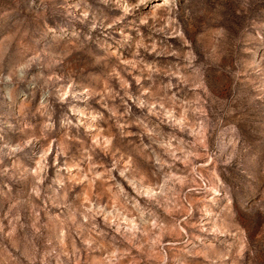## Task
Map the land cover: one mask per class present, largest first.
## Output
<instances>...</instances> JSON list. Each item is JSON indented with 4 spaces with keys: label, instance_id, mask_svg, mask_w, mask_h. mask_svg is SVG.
I'll use <instances>...</instances> for the list:
<instances>
[{
    "label": "rangeland",
    "instance_id": "374dc122",
    "mask_svg": "<svg viewBox=\"0 0 264 264\" xmlns=\"http://www.w3.org/2000/svg\"><path fill=\"white\" fill-rule=\"evenodd\" d=\"M0 264H264V0H0Z\"/></svg>",
    "mask_w": 264,
    "mask_h": 264
}]
</instances>
